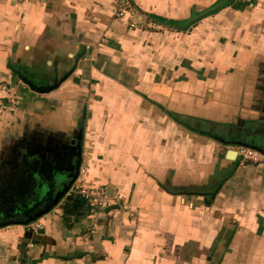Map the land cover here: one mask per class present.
<instances>
[{"label": "crops", "instance_id": "obj_1", "mask_svg": "<svg viewBox=\"0 0 264 264\" xmlns=\"http://www.w3.org/2000/svg\"><path fill=\"white\" fill-rule=\"evenodd\" d=\"M116 1L0 0V264H264V162L227 156L264 149V0ZM79 141L130 208L70 190L22 224Z\"/></svg>", "mask_w": 264, "mask_h": 264}, {"label": "built area", "instance_id": "obj_2", "mask_svg": "<svg viewBox=\"0 0 264 264\" xmlns=\"http://www.w3.org/2000/svg\"><path fill=\"white\" fill-rule=\"evenodd\" d=\"M132 7L133 5L131 0H117L114 9V18L117 20H124L126 14L131 11ZM130 16L131 18L129 25L131 27H137L139 25L143 26L145 24L144 19L137 20L135 19L134 15ZM145 25L154 29H159L161 27V23L153 19L147 21ZM2 89L8 93L7 97L10 99V106L9 104H7V102L1 101L0 113L14 108V104L16 103V98L13 91L10 90L5 84L2 86ZM235 149L238 151V154H242L244 156L243 160L253 161L257 163L264 162V154L254 148L246 146H237ZM87 175L88 170L83 165L82 158L79 174L70 190L79 193L86 200V204L91 209H103L107 211V213L113 214L118 210H128L130 208L129 204L124 201L121 196L117 194H110L107 188L103 186L88 185ZM29 224L34 230L37 231L42 230L44 228L43 223L37 220Z\"/></svg>", "mask_w": 264, "mask_h": 264}, {"label": "water", "instance_id": "obj_3", "mask_svg": "<svg viewBox=\"0 0 264 264\" xmlns=\"http://www.w3.org/2000/svg\"><path fill=\"white\" fill-rule=\"evenodd\" d=\"M140 17H143V14H139ZM222 141L224 143H228L226 140L222 139ZM229 144H231V149H229L228 151V158H239L241 160L244 159V156L242 154H238V151L235 149V146H246V147H250V148H254L260 152H262L264 154V149L255 145V144H251L248 142H244V141H239V142H229ZM77 148H78V153H77V161H76V166H75V172L69 174V180L68 182H66L65 184H63L62 189L56 194V196L50 201L48 202V204H46L44 207H41L40 209H38L36 212L29 214L24 220H21L22 224H29L35 220H37L39 217H41L42 215L46 214L47 212L51 211L52 208L61 200V198L68 192L70 191L74 181L76 180L79 171H80V166L82 163V158H83V146H82V141H79L77 143Z\"/></svg>", "mask_w": 264, "mask_h": 264}, {"label": "flooded vegetation", "instance_id": "obj_4", "mask_svg": "<svg viewBox=\"0 0 264 264\" xmlns=\"http://www.w3.org/2000/svg\"><path fill=\"white\" fill-rule=\"evenodd\" d=\"M48 199H49V198H48ZM48 199H46L45 202L40 203V204H39L34 210H32V211L30 212V214L36 212L38 209H40L41 207H44L46 204H48V202L51 201V200H48Z\"/></svg>", "mask_w": 264, "mask_h": 264}, {"label": "rangeland", "instance_id": "obj_5", "mask_svg": "<svg viewBox=\"0 0 264 264\" xmlns=\"http://www.w3.org/2000/svg\"><path fill=\"white\" fill-rule=\"evenodd\" d=\"M237 146H235V148H236ZM248 161V160H247ZM251 162V161H250Z\"/></svg>", "mask_w": 264, "mask_h": 264}]
</instances>
